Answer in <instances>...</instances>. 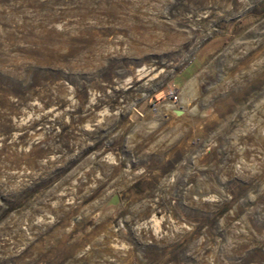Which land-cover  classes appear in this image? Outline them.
<instances>
[{"label":"rangeland","instance_id":"rangeland-1","mask_svg":"<svg viewBox=\"0 0 264 264\" xmlns=\"http://www.w3.org/2000/svg\"><path fill=\"white\" fill-rule=\"evenodd\" d=\"M0 264H264V0H0Z\"/></svg>","mask_w":264,"mask_h":264},{"label":"water","instance_id":"water-1","mask_svg":"<svg viewBox=\"0 0 264 264\" xmlns=\"http://www.w3.org/2000/svg\"><path fill=\"white\" fill-rule=\"evenodd\" d=\"M175 114L180 116L182 114V110H178V111H175ZM118 203V197L117 196H113L109 202H108V206H115L117 205Z\"/></svg>","mask_w":264,"mask_h":264}]
</instances>
